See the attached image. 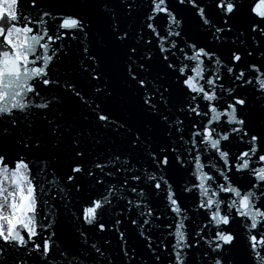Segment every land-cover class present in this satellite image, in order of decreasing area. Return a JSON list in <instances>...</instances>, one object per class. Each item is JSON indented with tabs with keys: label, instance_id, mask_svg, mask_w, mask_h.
Masks as SVG:
<instances>
[{
	"label": "snow or ice",
	"instance_id": "obj_1",
	"mask_svg": "<svg viewBox=\"0 0 264 264\" xmlns=\"http://www.w3.org/2000/svg\"><path fill=\"white\" fill-rule=\"evenodd\" d=\"M0 264H264V0H0Z\"/></svg>",
	"mask_w": 264,
	"mask_h": 264
},
{
	"label": "clouds",
	"instance_id": "obj_2",
	"mask_svg": "<svg viewBox=\"0 0 264 264\" xmlns=\"http://www.w3.org/2000/svg\"><path fill=\"white\" fill-rule=\"evenodd\" d=\"M13 69L9 66L7 62L4 63L3 67H0V75H4L5 73L11 74ZM2 99V97H0Z\"/></svg>",
	"mask_w": 264,
	"mask_h": 264
}]
</instances>
